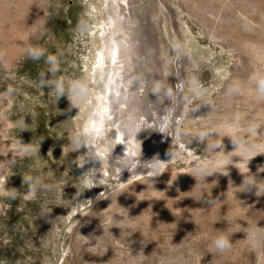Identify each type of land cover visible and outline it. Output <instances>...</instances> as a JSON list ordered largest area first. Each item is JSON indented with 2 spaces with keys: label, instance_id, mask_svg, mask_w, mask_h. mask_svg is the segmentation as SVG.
I'll return each instance as SVG.
<instances>
[{
  "label": "rangeland",
  "instance_id": "1",
  "mask_svg": "<svg viewBox=\"0 0 264 264\" xmlns=\"http://www.w3.org/2000/svg\"><path fill=\"white\" fill-rule=\"evenodd\" d=\"M90 1L0 0V264H264V0L119 1L126 27L139 8L176 81L173 101L163 100L169 160L129 178L136 163L85 167L100 156L73 150L66 128L70 83L82 82L88 57ZM156 8L169 10L165 20ZM229 88L239 98L228 114H241L239 139L255 152L199 176L229 156L219 133ZM105 164L108 181L93 171ZM170 166L174 183L162 173Z\"/></svg>",
  "mask_w": 264,
  "mask_h": 264
},
{
  "label": "bare ground",
  "instance_id": "2",
  "mask_svg": "<svg viewBox=\"0 0 264 264\" xmlns=\"http://www.w3.org/2000/svg\"><path fill=\"white\" fill-rule=\"evenodd\" d=\"M119 1H90L88 12L91 14V20L90 16L88 18L93 28L90 30L91 34L88 43H85L89 44L87 47L88 57L85 60L84 68L82 67L83 70L80 77L82 82L74 83L75 81H70V87H72L73 91L69 100V108L72 114L68 116L67 127H65L70 135L67 134L71 136L70 139L73 141V150L81 151L85 154L88 152L90 153L89 155L99 154L101 159L92 158L91 162L85 167L92 165L95 160L102 162L110 158V163L114 167L115 172H123L126 163L128 165L136 163L131 165V168L125 174V178H129L130 175L133 176V173L145 172L148 169L150 172H156L155 169L162 166L160 163L163 164L165 159L167 160L165 162L169 160L165 157V152H169L170 146L168 147L165 138L169 125L167 123L168 109L171 103H163V100L167 98V93H172L173 97H171V100L173 101L176 93L171 87L176 81L170 79L167 72H164L163 66L164 68H170V66L165 62L166 60L157 57L156 46L158 42L160 44L159 38L156 32L148 24L146 25V22L141 21L139 8H135V13L133 12L135 15L131 18V27H126L125 13H122L121 7L118 5ZM186 1L189 2V0ZM134 2L139 3L138 0H134ZM124 4H129V0H124ZM198 10L193 9L197 14L200 12ZM166 12L169 14L167 9L160 10L156 8L154 10L155 15L163 20L167 18ZM143 14L144 16L147 15L146 10L143 11ZM163 22H160V24H163ZM131 35L134 37L133 42H130L129 37ZM170 35H173V33L170 32ZM220 36L221 34L217 33L214 35L215 38H220ZM137 42L140 44L136 45ZM260 49L264 50V47H260ZM209 61L212 62L207 60V62ZM204 78L206 83L202 85L203 87L208 85L207 80L210 78V73L207 72ZM188 93L190 94V92ZM235 94L229 88L222 91V94L219 95L228 103L225 108L226 111L221 116L219 133L223 137L224 152L225 154L228 153L229 156L226 155L221 158L219 163L216 166L213 165L214 167H211V169L200 170L199 176L200 174L216 176L218 173L229 171L235 167L236 160L230 162V158H241L242 160L240 159L239 162L251 161V154L255 152V149L251 148V142L246 143L239 139L241 134L244 133L242 131H245L240 124L241 114H234L235 112H232L233 115L231 112V114H228L232 110V102L239 98H236ZM67 113L69 114V112ZM228 117L232 119V122L227 119ZM187 123L184 125L186 126ZM83 124H85L84 127ZM176 126L177 123L173 124L172 128L175 129ZM172 128L170 126V129ZM253 134L256 136L255 132ZM79 135L83 136V141L80 144H76L74 138ZM89 139H91L90 144L88 142ZM145 145L147 146L146 149ZM15 150L24 152L25 149L24 146L20 145L15 147ZM111 150L122 157H126L125 161H116L119 159L118 157H113L107 153ZM154 155L156 160L153 162L155 163L158 160L159 164L155 163L157 165L153 167H151L152 161L148 164L146 163L147 165L144 164L146 161L149 162ZM137 157L139 158L138 160H136ZM76 161L78 164L84 165L83 162L87 164L89 158L77 157ZM108 165L105 164L107 169L98 170L94 168L93 170L105 181L110 180ZM172 170V166H170L164 169L162 173L165 176H169L174 183L176 177L171 173ZM90 175L91 173L88 174L89 177ZM119 176L113 174L115 179ZM184 179H187V177H184ZM2 184L5 185V183ZM4 185L0 187V192L7 190Z\"/></svg>",
  "mask_w": 264,
  "mask_h": 264
},
{
  "label": "clouds",
  "instance_id": "3",
  "mask_svg": "<svg viewBox=\"0 0 264 264\" xmlns=\"http://www.w3.org/2000/svg\"><path fill=\"white\" fill-rule=\"evenodd\" d=\"M218 243L220 244L221 247H224V246H225V244H224L223 241H220V242H218Z\"/></svg>",
  "mask_w": 264,
  "mask_h": 264
},
{
  "label": "snow or ice",
  "instance_id": "4",
  "mask_svg": "<svg viewBox=\"0 0 264 264\" xmlns=\"http://www.w3.org/2000/svg\"><path fill=\"white\" fill-rule=\"evenodd\" d=\"M147 148V146L145 145V149Z\"/></svg>",
  "mask_w": 264,
  "mask_h": 264
}]
</instances>
